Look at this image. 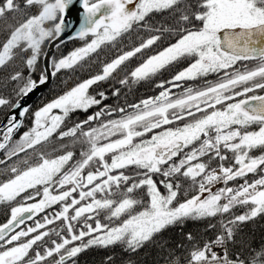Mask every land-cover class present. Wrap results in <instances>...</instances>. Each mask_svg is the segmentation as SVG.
Masks as SVG:
<instances>
[{
    "label": "snow or ice",
    "instance_id": "obj_1",
    "mask_svg": "<svg viewBox=\"0 0 264 264\" xmlns=\"http://www.w3.org/2000/svg\"><path fill=\"white\" fill-rule=\"evenodd\" d=\"M70 3L0 0V17L22 15L0 36V66L21 57L5 77L12 94H0L8 109L0 123V264H76L92 246L137 251L187 217L213 220V234L197 241L189 231L183 258L170 250L165 264H264V246L229 250L241 224L264 214V0H79L75 25ZM161 12L174 26L152 19ZM62 37L81 42L47 58L34 77L44 44L62 46ZM106 48L116 51L99 56ZM137 56L119 84L155 80L159 91L103 104L121 89L98 85ZM86 60L94 71L57 84L34 108L22 104L49 71L54 78L87 68ZM174 64L182 66L157 78ZM186 78L203 82L181 88ZM90 106L96 110L66 123ZM55 138L65 143L41 148Z\"/></svg>",
    "mask_w": 264,
    "mask_h": 264
},
{
    "label": "trees",
    "instance_id": "obj_2",
    "mask_svg": "<svg viewBox=\"0 0 264 264\" xmlns=\"http://www.w3.org/2000/svg\"><path fill=\"white\" fill-rule=\"evenodd\" d=\"M34 9H26V12H31ZM154 15L152 19L159 24L160 14ZM22 15L20 13H9L7 16L0 17V36H3L7 30V27L11 24L18 23ZM80 38H75L68 40L62 43V46H57L55 48L53 55H60L70 50L72 47L77 46L80 43ZM44 44V49L46 47ZM117 47H119L117 45ZM116 48H106L102 49L98 55L103 57L107 53H114ZM44 52V51H43ZM40 56V64L37 66V71H33L32 75L38 78V70L42 68L41 57ZM21 61L20 55H17L14 60L10 61L7 66H0V94L11 95L14 87V82H8L5 85V77L10 73L14 66H19ZM85 65L88 67H78L75 69H67L58 73L56 77H52L49 86L31 103V107L34 108L38 106L42 101L50 98L54 94V89L57 84L62 86H70L73 81L77 79V77H83L86 71L95 70L96 65L92 61H85ZM109 79L104 82L109 87L110 84L107 82ZM104 83L99 84V87H102ZM107 87V90L109 91ZM92 91H96V88H93ZM127 99L117 98L114 99L110 97V95L103 100V104L107 105H115L118 107L119 102L126 103ZM96 106H90L88 109H78L73 110L69 117L66 120V123L74 122L76 119H84L86 115L95 111ZM6 109L4 106H0V122L3 117L6 115ZM25 125L30 123V117H24ZM24 126H22L19 131L15 134L19 135L20 131L24 130ZM65 143V140L60 138H55L52 141H49L48 145H41V148L47 150L48 148L56 149L58 144ZM78 146L76 151H78ZM3 150H0L2 152ZM252 177L249 174L248 178ZM160 177L157 176L156 179ZM240 180L238 178H234L233 183H238ZM187 183V181H186ZM221 184V182H219ZM163 190V185H160ZM184 190H181V196H183ZM236 211H244V207L238 206ZM42 214H37L40 216ZM5 218V208L2 202H0V222ZM217 220L219 217L216 218ZM213 223L211 219L204 218H193L187 217L184 219L183 223H174L172 225L166 226L163 230H161L153 240L146 243L137 251L130 252L129 250L123 248L121 245L117 244L113 246H92L87 250L82 251V253L78 254L75 258L76 264H104V258L107 256L111 259L112 264H122L124 260L130 262V264H165L166 259L169 256L170 250H173L174 255H178L183 258L184 254L187 251V245L190 243L185 239V234L191 231L193 235L196 237L197 241H202L206 238H210L212 236V230L207 229L206 225ZM77 228L79 225L77 224ZM163 245V246H162ZM264 246V214H258L256 217L249 219L246 222H243L240 226V230L236 234L235 242L229 244V250H239L243 251L245 254L248 253L249 249L259 248Z\"/></svg>",
    "mask_w": 264,
    "mask_h": 264
},
{
    "label": "flooded vegetation",
    "instance_id": "obj_3",
    "mask_svg": "<svg viewBox=\"0 0 264 264\" xmlns=\"http://www.w3.org/2000/svg\"><path fill=\"white\" fill-rule=\"evenodd\" d=\"M174 17H171L170 15L166 13L160 14L159 23H166L174 26ZM164 41H160V44H163ZM159 45H157L158 47ZM151 51V49H149ZM139 61V57H135L133 59H130L129 63L125 64L123 67L119 69L116 74L109 79L107 82L110 84L108 87L106 83L102 85L103 88L107 90V87L109 89V92L111 91L112 87H118L121 89L119 96L111 95L110 97L117 99V98H123L127 99L128 101L126 102L127 104H132L135 102V100L142 98L143 95H152L155 92L159 91V88L155 86V80H152L151 82L148 81H137L131 84L129 86L128 84L121 85L119 84V79L122 75L125 74V70L128 69L130 70V67L133 66L135 63ZM182 65L174 64L171 67H167L164 69L163 72L158 74L159 79H168V76L170 73H173L174 71L178 70V68ZM209 78H216V74H211L209 76L204 77L203 79H209ZM203 79L201 78H186L184 83L180 85L182 88L183 86H186L187 84H192V85H200L203 82ZM179 88L172 89V91H179ZM123 102L118 103V107H120V104ZM96 110V109H95Z\"/></svg>",
    "mask_w": 264,
    "mask_h": 264
},
{
    "label": "water",
    "instance_id": "obj_4",
    "mask_svg": "<svg viewBox=\"0 0 264 264\" xmlns=\"http://www.w3.org/2000/svg\"><path fill=\"white\" fill-rule=\"evenodd\" d=\"M81 11H82V9L79 5V0H71L70 6H69L68 11H67V18L73 22V25L78 23V18L80 16ZM69 35H70V33H69ZM76 38H78V37H76ZM71 39H75V38H71ZM71 39L65 40V39H63V37L61 38L62 43L66 42L68 40H71ZM57 46L58 45H54V44L51 46L48 43L46 44L45 51L43 52L42 57H41L42 68L44 67L45 60L47 58H50L53 56L55 48ZM51 79H52V76H51V73L49 71L48 81L45 82L42 86H37L34 90H31L29 93L22 96L20 98L22 101V104L26 103V104L31 105V103L49 86ZM18 108H19V106H17L16 109H13V111L17 112V115H18ZM4 119H5V116L3 117V119L1 120L0 123H2L4 121ZM19 129L16 130L15 134L19 131Z\"/></svg>",
    "mask_w": 264,
    "mask_h": 264
},
{
    "label": "rangeland",
    "instance_id": "obj_5",
    "mask_svg": "<svg viewBox=\"0 0 264 264\" xmlns=\"http://www.w3.org/2000/svg\"><path fill=\"white\" fill-rule=\"evenodd\" d=\"M214 187H219V182L216 185H214Z\"/></svg>",
    "mask_w": 264,
    "mask_h": 264
}]
</instances>
